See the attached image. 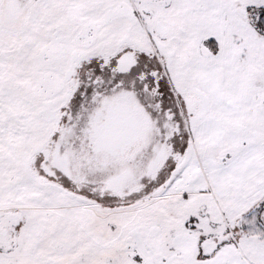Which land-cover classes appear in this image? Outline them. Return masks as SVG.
<instances>
[{
	"label": "snow or ice",
	"instance_id": "obj_1",
	"mask_svg": "<svg viewBox=\"0 0 264 264\" xmlns=\"http://www.w3.org/2000/svg\"><path fill=\"white\" fill-rule=\"evenodd\" d=\"M0 264H264V0H0Z\"/></svg>",
	"mask_w": 264,
	"mask_h": 264
}]
</instances>
